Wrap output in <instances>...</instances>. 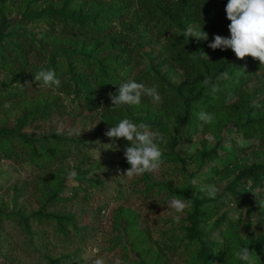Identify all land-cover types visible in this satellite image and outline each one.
<instances>
[{"label": "trees", "instance_id": "trees-1", "mask_svg": "<svg viewBox=\"0 0 264 264\" xmlns=\"http://www.w3.org/2000/svg\"><path fill=\"white\" fill-rule=\"evenodd\" d=\"M18 1L24 11L32 10V13H28V21L34 24L44 22L48 29L37 43L28 34L11 32L8 35L18 36L21 48L16 49L11 45L5 48L2 43L6 39L7 6L6 0H0V160L28 163L38 170H48L43 179L45 185H36L34 210L29 217L12 210L6 213L3 205L0 208V248L3 247V219L14 221L26 239L23 243L14 244L10 241L8 246L4 245L12 254L7 256L0 253V264H39L35 259L30 260V256L25 253L23 259L13 256L24 246L39 252L49 246H60L53 244L52 238H55V242L77 240L79 232L87 229L80 227L84 211L74 214L48 211L49 206L61 201L65 203L77 192H85L77 186L71 191L72 197H60V190L65 188L68 177L64 167H51L57 157V149L51 144L62 145L64 154L71 157H75L73 153L77 155L80 162L75 167L77 175L83 176V172L87 174L97 170L101 164L100 160H90L89 164V154H82L78 146L93 148L100 144H103L107 155L117 160L118 169L124 171L129 165L121 153L127 147V142L120 138L116 141L118 150L107 148L106 145H110L111 141L105 135L110 126L123 118L147 123L162 134L163 141H170L169 150L161 148V167L154 172L134 176L129 182L132 191L138 193L137 198H141V203H144L143 200L148 201L147 214L152 216L161 209L166 211L169 208L168 201L174 195L191 201L182 213H174L178 219L167 216L163 220L169 223L168 228L158 231L168 241L163 244V248L182 256L181 264H241L235 253L242 247H248L251 252L249 264H264V230L241 235L238 228L242 219L238 218L239 215L236 220L230 216L231 212L241 213L246 206L252 205L248 194L256 190V200L259 203L264 200V164L234 163L219 169L216 174L224 179H232L218 195L209 198L204 191L210 183L199 186L192 183V180L203 174V167L219 156L217 144L221 140L210 149L202 148L189 156L183 150L176 149L184 126L187 127L185 134L189 137L196 132L201 135L222 133L229 127L234 133L241 134L243 139L256 141V150L260 154L264 153V64L250 56L237 59L230 49L212 50L207 46L213 35L228 36L227 25L230 22L224 12L227 0ZM130 10H133L131 15ZM137 11L140 12L137 14ZM146 22H156L159 27L156 38L168 54L167 62L182 74L183 82L178 92L164 87L156 77L148 85V72L130 77L133 65L137 64L139 48L149 43L148 37L145 39L144 35L138 33L139 25H146ZM123 23L131 35L123 33L122 36L117 31L116 24ZM189 25H202L201 30L207 34L208 40L186 39L183 32ZM48 44L56 48L49 50ZM8 49L14 51V54L7 53ZM204 53L206 57H201ZM48 69L54 70L60 78L59 87L47 88L33 80L36 72ZM260 70L262 73L259 75ZM127 78L143 83L146 87L157 86L161 100L156 109L151 104L152 100L143 95L140 105L112 107L109 95L115 93ZM253 78L258 85L251 94L248 84ZM26 82L30 87L25 86ZM213 85L215 91L212 90ZM26 89L32 94L28 95ZM252 95L260 96L261 99L253 102ZM63 99L73 103L77 101L76 110L80 114L102 108L100 119L104 125L103 134L86 140L57 133L46 135L48 139L44 136L34 138L28 131L34 120L41 121L61 113L71 116L65 112ZM66 107L69 108L67 104ZM200 111L210 112L214 116L213 123L204 125L202 130L198 128L200 122L197 120ZM150 116L162 119L171 133L149 121L147 117ZM11 119L12 127L7 124ZM172 132L173 137L170 136ZM75 140L79 144L75 143V148H72L70 142ZM47 141L49 146L45 145ZM250 144L254 146V143ZM83 167L86 171H83ZM257 171H262L261 178L256 177ZM82 180L87 189L101 185L98 179L91 176L86 179L83 177ZM239 185L247 187L246 193L235 189ZM224 195L228 199L220 201ZM82 200L87 202L89 196L83 195ZM43 218L54 223V232L50 237L46 232L38 234L31 228L34 220ZM138 219L136 212L122 206L112 216L114 227L124 222V235H128L130 240L131 234H141V231L134 230ZM201 223H211V230L219 229L221 240L207 241L199 229ZM35 237L42 243L36 245ZM77 243L80 245L78 240ZM64 246L69 245L66 243ZM108 250L111 251L112 247ZM153 250L149 247L136 249V255L141 259L134 260L132 264H157L151 262ZM78 252L76 248H69L66 253L58 256L48 255L47 251V255L42 253L41 256L46 260L45 264H79ZM121 259L126 264L127 260L123 257Z\"/></svg>", "mask_w": 264, "mask_h": 264}, {"label": "rangeland", "instance_id": "rangeland-1", "mask_svg": "<svg viewBox=\"0 0 264 264\" xmlns=\"http://www.w3.org/2000/svg\"><path fill=\"white\" fill-rule=\"evenodd\" d=\"M162 1L164 2L167 0ZM6 6V29L4 31V34H6V39L2 43L5 48H8V45H11L16 49L21 48V45L18 41V36L15 37L8 35L11 32H14L15 34H28L35 40L36 43L40 38L46 35L48 28L44 22H38L34 24L28 21V13H32V10H28L30 12L24 11L18 0H6ZM132 12L133 10H130L129 15H131ZM139 12L137 11V14ZM116 29L122 33V36L123 33L131 35V31H129L128 27L124 23L116 24ZM158 30L159 27L157 26L156 22H146V25H139L138 33L144 35L145 39L148 37L149 43L139 48L137 52L138 58L136 59L137 64L133 65L131 69L133 72L130 77H134L136 75L139 76L145 72H148V76L150 77L147 82L148 85L153 83L156 77V79L159 80L164 87L174 89L176 92H178L183 82V77L178 69L172 68L168 64V54L163 49L161 42H158L156 38ZM184 37L189 41L194 39L192 37L187 38L185 35ZM48 46H50L48 47L49 50H54L56 48L50 44H48ZM7 53L13 55L14 51L8 49ZM205 56L206 53L201 55V57ZM261 73L262 71L260 70L258 74L260 75ZM126 80H129V78ZM252 80L253 81L249 82L248 84V89L251 94L254 93V90L258 85L257 80H254V78ZM26 93L28 95L32 94L28 93L27 89ZM146 98L151 99L149 97ZM185 98H187V96ZM252 99H254V102L256 99H261V97L252 95ZM10 101L13 102L14 100L10 99ZM62 102L63 107L66 110L65 112H69L71 116L66 113H61L56 114L53 117H47L41 121L34 120L31 123L33 126L29 127L28 129L29 133H31L34 138H40L44 136L48 139L46 135L57 133L60 135L67 134L66 136L69 138H82L86 140L94 137L97 134H103L104 125L100 119L102 108H99L91 113L86 111L80 114V112H77L76 110L77 101L73 103L63 99ZM66 104L69 106V108L66 107ZM151 104L154 109L157 108L158 103L151 102ZM144 115L145 114H139L138 116ZM147 119L153 123H157L156 125L158 128H163L164 130L171 133L169 126L163 122L162 119L152 116L147 117ZM7 124L12 127V119L9 120ZM186 128V126L183 127L181 133L182 138H179L176 149L178 151L183 150V152H185L188 156L193 155L196 150H201L202 148L210 149L215 144H217L219 140H221V142L217 144L220 153L219 156L215 157L211 163H208L203 167V174L199 175V177L195 179L196 183H194L195 185L199 186L210 183L209 186H212L216 189L215 196L225 189L228 182L232 179H224L223 176L216 174L215 172H218L219 169L234 163L244 165L264 164V153L260 154L261 152L257 151L255 148L257 147L258 143L256 141H247L243 139L241 134L234 133L229 127L226 128L222 133L214 132L213 134L207 133L205 135H201L199 132H196L191 134L190 137L185 134ZM173 134L174 133L172 132V135L170 134V136L173 137ZM48 141L45 143L46 146L50 145L47 144ZM101 142L103 143L105 141ZM169 142L170 141L164 139L161 148L165 149V151L169 150ZM70 143H72V148H75V143L79 144L78 140ZM250 143H254V146H252ZM51 145L53 147L55 146V149H57V157H55L56 159L53 161V163H51V167H64L66 176L69 171H75V167L80 165L77 155L73 153L75 157H71L72 155L64 154L62 145L60 144L52 143ZM102 145L100 144L93 148H82L81 146H78L82 154H89V164L90 160H100L101 164L97 170H93L87 174L83 172V176L76 174L71 180L68 179L65 184V188L60 190V197H72L73 192L71 191H74V188L77 186H80L85 190V192H77L74 197L70 198L71 200H68L65 203L61 201L48 207V211L50 213L74 214L82 211L85 212L83 214L84 219L82 218L80 227H86L87 229H83L81 232H79L77 240L79 241L80 245H78L76 239L55 242V238H52L53 244L60 246L55 248H53V246H49L40 252L24 246L21 247V250L15 252L13 256L14 258L18 257L23 259L25 258L23 253H25L30 256L28 257L30 260L35 259L39 262V264H45L46 260L41 256L42 253L44 255H47L48 253V255L55 254L58 256L66 253L67 249L69 248H76L79 251L77 256L79 264H93V261L97 257H102L104 264H113L116 258L121 259V257L127 260L126 264H132L134 260L137 259L138 261L141 259L136 255L135 250L149 247L155 249L153 250L154 253L150 255L152 256V263H182V256H178L173 252H168L165 248H163V244L166 242L168 243V241L164 240V235H161L158 232L163 230L164 227L168 228L169 223L163 222V220L166 219L167 216L169 218H173L175 213L174 210L169 207L166 211L162 209L160 212L156 211L152 216L147 214L146 204L148 201L143 200L144 203H141V198H137L138 193L133 192L131 185H129L131 178L121 177L124 171L118 169L117 160L112 155H107V153L104 152V147ZM87 150L88 152H86ZM255 150L257 152H255ZM121 156H123V152L121 153ZM192 169L193 167L190 166V170ZM47 170V168L38 170L28 163L23 164L22 162L18 163L12 162L10 160H0V208H2L3 205V210L6 211V213H8L9 210H12L29 217L30 213L34 210L33 198L37 196L34 190L37 183H42L43 186L45 185L43 179H45ZM83 171H86L85 167H83ZM89 176L93 177L94 179H98L101 182V185L87 189V186L82 179L83 177L86 179V177ZM256 177L261 178L262 171H257ZM206 187L208 188V186ZM235 189L243 193H246L247 191V187H243L242 185H239ZM204 192L205 195L209 197L207 194V189H205ZM256 192L257 190L248 194V199L252 200V205L246 206L241 211V213L239 211H229V213L231 212L230 216L232 219L236 220V216L238 215V218L240 217L242 219L241 225L238 228V231L241 235L251 232L258 233L261 229L264 230V219H260L264 218V200H261L259 203L255 197L257 195ZM85 194L89 196V200L84 203L81 201H83L82 197ZM224 199H228L226 198V195H224L223 199L221 197L220 201ZM120 206H122V208H130L139 215L137 228L134 230L136 232L141 231V234H131L130 237L132 240L128 239V235H124L125 232L122 228L124 222H122L118 227L113 226L114 222H112V216L114 211ZM222 210L223 208H221L220 211ZM1 222V226L3 228L2 232L5 235L2 234L3 240L1 245H3V247L0 248V253L9 256L12 253L4 245L8 246L10 241L14 244L23 243L26 241V239L25 235L19 230L14 221L3 219ZM31 224L32 230L38 234L46 232L50 237L54 232V223L47 221L45 218L41 220H34ZM199 229L202 232V236L207 237V241L221 240L219 229L211 230V223H201L199 225ZM81 237L82 240H80ZM34 241L36 245L42 243L40 239L36 237ZM66 243H68V247L64 246ZM70 244L72 245L71 247ZM109 247H112L111 251L108 250ZM97 249L98 251H96ZM145 258H147V256H145Z\"/></svg>", "mask_w": 264, "mask_h": 264}, {"label": "clouds", "instance_id": "clouds-1", "mask_svg": "<svg viewBox=\"0 0 264 264\" xmlns=\"http://www.w3.org/2000/svg\"><path fill=\"white\" fill-rule=\"evenodd\" d=\"M224 12L226 19L230 22L227 25L228 36L213 35L207 46L212 50L230 49L237 59L250 56L257 59L260 64H264V0H227ZM201 28L202 25H189L184 35L197 41H207L208 36ZM33 80L39 81L41 86L47 88L59 87L61 84L60 78L52 69L36 72ZM204 83L207 84L208 81ZM25 86L30 87L27 82ZM212 90L215 91V85L212 86ZM142 95L151 98L153 103L161 100L156 85L146 87L145 84L131 79L122 82L117 87V91L109 95V99L112 107L135 106L140 105ZM197 120L200 122L198 128L202 130L204 125L213 123L214 116L210 112L200 111L197 113ZM105 135L111 141L110 145H106L107 148L118 150L119 146L116 141L120 138L127 142L123 156L129 167L124 170L121 177L132 178L151 173L163 164V152L160 147L163 136L158 130L152 129L149 124L123 118L114 126H110ZM75 175V171H69L67 174L69 180ZM192 183H196V180L193 179ZM207 194L209 197H214L216 189L208 186ZM190 203L189 199L178 198L174 195L168 201L167 206L175 213H182ZM174 218L178 219V217ZM250 254L248 247H242L235 253L241 264H249ZM93 264H104V260L102 257H97ZM113 264H125V262L116 258Z\"/></svg>", "mask_w": 264, "mask_h": 264}]
</instances>
